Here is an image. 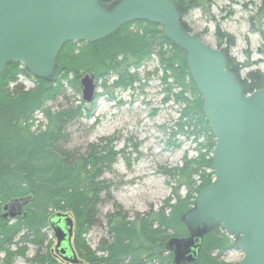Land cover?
Returning a JSON list of instances; mask_svg holds the SVG:
<instances>
[{
    "label": "trees",
    "instance_id": "obj_1",
    "mask_svg": "<svg viewBox=\"0 0 264 264\" xmlns=\"http://www.w3.org/2000/svg\"><path fill=\"white\" fill-rule=\"evenodd\" d=\"M116 1L101 0L108 5ZM174 1L184 29L192 33L183 19L199 8L200 1ZM257 32L264 41V30ZM216 36L228 70L238 78L244 94L264 89L263 72L252 71L242 78L243 66L230 54L235 39L220 30ZM154 57L163 71V81L173 80L167 89V100L173 96L181 106L178 133L187 130L196 142L202 138L204 143L196 158H185L181 167L166 172L176 186L159 212L133 221L120 213L108 217L109 240L100 243L98 251L103 256L99 257L87 245L85 236L98 225L99 208L111 197V185L102 177L120 153L115 150L113 138L104 140L105 145H91L86 154L66 148L68 126L83 116L86 103L82 100L76 108L62 111H52L47 104L60 96L65 84L80 94L84 75L95 76L97 82L104 83L115 77V88L133 89L140 81L138 70ZM57 65L53 82L36 79L23 65L15 63H9L0 77V255H4L0 264H15L24 257V248L11 250L15 241L26 243L34 236L33 242L38 244L41 231L49 227V219L56 213L69 214L74 219V248L88 264H174L168 243L174 238L189 237L182 218L195 205L198 193L214 180L216 146L203 112V98L184 52L164 37L159 26L138 21L122 26L101 42L66 43ZM20 76L32 80L34 88L27 90L18 83ZM175 88L179 89L177 93ZM38 114L43 115L44 128L33 131ZM183 188L184 197L180 195ZM22 198L31 200L27 217L10 224L3 218L2 209ZM234 247L231 238L217 227L205 235L198 259L190 264H228L221 262L219 256ZM37 261L58 264L50 255Z\"/></svg>",
    "mask_w": 264,
    "mask_h": 264
},
{
    "label": "water",
    "instance_id": "obj_2",
    "mask_svg": "<svg viewBox=\"0 0 264 264\" xmlns=\"http://www.w3.org/2000/svg\"><path fill=\"white\" fill-rule=\"evenodd\" d=\"M138 21L159 26L184 52L216 141L215 178L182 218L190 237L171 241L174 264L195 262L205 235L217 227L244 254L239 264H264V89L245 95L223 52L184 29L174 0H118L109 6L101 0H0V77L15 63L36 79L53 82L66 43L101 42ZM80 84L83 102L93 103L96 77L84 75ZM30 201L13 200L3 218L23 216ZM49 225L57 256L78 264L72 216L56 213Z\"/></svg>",
    "mask_w": 264,
    "mask_h": 264
},
{
    "label": "rangeland",
    "instance_id": "obj_3",
    "mask_svg": "<svg viewBox=\"0 0 264 264\" xmlns=\"http://www.w3.org/2000/svg\"><path fill=\"white\" fill-rule=\"evenodd\" d=\"M199 1V8L183 19L192 34L217 49L218 30L233 37L235 46L230 54L243 66L242 78L252 71L264 73V41L257 32L264 30V0ZM138 74L140 81L129 90L115 88V77H111L107 83L96 82L95 101L85 104L83 116L73 121L67 129L66 148L69 150L86 154L91 145H105L104 140L113 138L115 150L120 153L117 162L102 177L111 185V197L99 208L98 225L85 236L87 245L99 257L103 256L98 251L100 243L109 240L108 217L120 213L133 221L138 216L159 212L176 186L166 172L181 167L185 158H196L200 145L204 143L202 138L196 142L187 130L178 133L181 106L173 96L167 100V89L173 80L167 83L163 81V71L157 57L140 68ZM18 83L27 90L35 86L32 80L24 76L19 77ZM178 91L174 89V93ZM81 103L82 91L79 94L65 84L60 96L49 102L47 108L62 111L76 108ZM34 124L33 131L44 128L42 114L36 116ZM180 195H186L185 188ZM4 207L3 216L7 213ZM14 222L11 220L10 224ZM33 241L34 236H30L26 243L19 239L15 241L16 245L11 250L22 247L25 251V256L18 258L15 264H41L37 259L48 255L58 264H69L57 256V241L49 227L41 231L38 244ZM171 241L168 247L173 253ZM231 241L235 244V239L231 238ZM77 257L78 264H88L79 254ZM3 258L4 255H0V260ZM243 258L244 254L235 247L219 256L221 262L228 264H239Z\"/></svg>",
    "mask_w": 264,
    "mask_h": 264
},
{
    "label": "flooded vegetation",
    "instance_id": "obj_4",
    "mask_svg": "<svg viewBox=\"0 0 264 264\" xmlns=\"http://www.w3.org/2000/svg\"><path fill=\"white\" fill-rule=\"evenodd\" d=\"M4 208H5V207H4ZM27 208H28V206L25 207L23 216H21V217H17L16 219H14V220H12V221H15V222H16V221L19 220V219L26 218V217H27V214H28V210H27ZM5 220H10V221H11V219H5ZM49 228L52 230V228H51L50 225H49ZM52 231H53V230H52ZM55 250H56V248H55Z\"/></svg>",
    "mask_w": 264,
    "mask_h": 264
}]
</instances>
